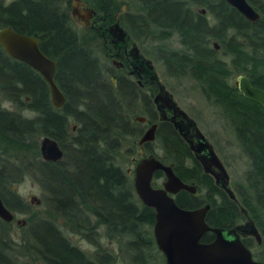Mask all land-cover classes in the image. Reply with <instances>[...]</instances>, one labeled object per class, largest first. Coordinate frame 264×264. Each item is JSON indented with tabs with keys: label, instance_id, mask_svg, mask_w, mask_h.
<instances>
[{
	"label": "trees",
	"instance_id": "16d2710c",
	"mask_svg": "<svg viewBox=\"0 0 264 264\" xmlns=\"http://www.w3.org/2000/svg\"><path fill=\"white\" fill-rule=\"evenodd\" d=\"M84 1L100 15H106L105 21L109 23L113 13L126 4L127 10L120 14V20L135 37L142 34L164 41L171 34L177 35L180 47L166 49L167 44L155 45L156 58L164 63L169 74L187 75L195 80L203 96L207 100L212 98L222 112L228 113L230 128L246 157L244 181L234 186L238 203L202 173L187 144L170 124H159L152 145L164 150L162 159L173 163L180 177L198 185L200 195L189 194L184 200L177 199V203L190 209L209 203L206 222L210 226L232 227L246 217L251 218L260 232L261 245L248 239L243 241L252 248L254 257L264 262V110L261 109V116L256 109L257 115H252L256 103L226 84L225 77L230 72L223 69L220 53L208 42L210 38L220 42L222 51L232 56L236 65L237 59L252 61L256 52L253 27L242 25L239 29L246 44H224V37L211 31L205 19L194 11V7L214 10V1L220 7L227 6L222 0ZM69 3L0 0V28L10 26L17 32L36 36L41 51L56 61V80L67 95L63 109L51 107L42 77L23 62L7 56L0 47V193L7 208L26 214L28 222L14 239L8 232L10 222L0 219V264H114L116 256L102 252V236L117 243L120 253L130 259L129 264H147L146 253L151 257V251L156 250L151 230L154 210L137 198L132 175L120 158L138 151L137 140L143 129L134 117L143 113L154 120L151 95L147 100L137 97L136 88L122 79L113 92L97 87L95 71L99 67L86 43L72 29ZM218 29L224 31V27ZM66 73L74 82L68 89L62 78ZM150 89L153 92L154 85ZM69 91L85 102L82 108H71L74 100ZM5 102L15 109L4 107ZM25 111L33 116H25ZM62 111L68 112L69 120L62 117ZM71 123H77L74 133L70 131ZM43 136L58 142L63 150L61 160L48 163L40 159L37 139ZM127 142L131 143L129 147L125 146ZM184 159L196 167L195 173L184 166ZM28 174L35 177L43 192L44 217H34L30 204L10 190L12 183ZM65 231L87 239L94 247L92 255L72 244ZM212 238L211 233H206L202 241Z\"/></svg>",
	"mask_w": 264,
	"mask_h": 264
},
{
	"label": "water",
	"instance_id": "95a60500",
	"mask_svg": "<svg viewBox=\"0 0 264 264\" xmlns=\"http://www.w3.org/2000/svg\"><path fill=\"white\" fill-rule=\"evenodd\" d=\"M226 1L250 20L256 19V13L245 0ZM85 11L88 12V16L91 15L92 11ZM114 29V32L118 31L117 38L123 39V30L118 23L114 24ZM0 47L7 56L23 62L37 72L48 85L53 106L55 108L63 106L65 97L54 78L56 61L41 51L36 36L23 34L6 26L0 28ZM133 50L136 51V46ZM238 85L246 98L259 102L264 107V90L251 86L245 77L240 78ZM159 100L162 103L157 106L160 120L166 119L162 106L173 111L169 119L175 131L199 160L204 172L210 173L215 178L216 184L230 198L235 199L229 187L226 168L195 121L176 105L171 95L165 93L161 98L157 95L154 102L158 103ZM177 116H181L182 119L176 121ZM137 120L145 121L143 117H137ZM155 128L156 124L150 126L141 136L138 144L154 140ZM39 150L44 161L56 162L63 157V151L57 141L48 136L40 139ZM158 170L165 174L166 180L162 187H153L152 177ZM133 187L141 203L154 210L153 236L157 248L164 255L166 264H264L253 258L251 250L244 245L240 237V235H250L260 243V233L252 219L229 229L210 227L205 221L208 205L197 209H184L176 204L173 194L182 189L194 192L195 187L183 183L174 173L172 165H165L152 156L142 158L134 167ZM0 219L5 222L14 219L1 194ZM16 222L20 225L25 224L24 219H17ZM208 231L214 233V239L210 242H202V236Z\"/></svg>",
	"mask_w": 264,
	"mask_h": 264
},
{
	"label": "flooded vegetation",
	"instance_id": "af4514ba",
	"mask_svg": "<svg viewBox=\"0 0 264 264\" xmlns=\"http://www.w3.org/2000/svg\"><path fill=\"white\" fill-rule=\"evenodd\" d=\"M222 1L227 6H224V7L221 6L220 7V4L217 3L216 1H214L211 3V6H212L211 8H213L214 10H212L208 7L207 8L194 7V11L196 12V15L203 17L205 19V21H206L208 27L211 29V31L214 30L216 33H219L220 35H222L224 37V40H223L224 44H228V45L246 44V39L240 37V35L242 36V33L240 32L239 29H240V27H242V25H246L248 27L249 26L253 27L254 37H255L254 43L256 46V52L251 56L253 58L252 61H248V60L245 61V60H238L237 59V62L239 63V65H236L233 62L234 61L233 57L230 56L228 53H224L222 51L220 42H218L217 40H214L213 38H210L208 40V42L215 49V51L220 53L219 62H221V66L223 67V69H226L227 71L230 72V75L225 77L227 79L226 84L235 87L237 89L238 93H240L245 99L256 103L254 105V107L256 106V108L252 109L251 114L252 115L258 114L259 116H261L260 111H261V109L264 110V107L259 102H256V101H253L251 99L246 98L242 94V92L240 91L238 82H239L241 77H245L251 86L264 90V52H262V43L264 42V0H245L257 15V17L254 21H252L249 18H247L246 16H244L236 7L231 5L228 1H226V0H222ZM69 6H70L69 12L71 14L70 19H71L72 29L75 31V33L78 34V36H79L78 39L81 40L82 42L86 43V46H88V48L90 49V51L92 52V55L94 56V58L96 60V67L97 68L99 67L95 71L97 87L100 86L104 89H109L110 92L111 91L113 92L117 86V81L119 79H122V80L127 81V83H131L136 88V90L138 92L136 94L137 97H140L141 99L145 98L147 100L149 98V96L151 95L153 112L155 115L154 120H152V121L149 120L148 117L143 113L138 114L134 117V121L136 123H138L139 125H141V128L143 129L140 137L137 140V143H138L139 139L141 138V136L144 134V132L153 124H156L155 135H156V131H157L160 123H168L173 127V123L169 119L173 115V111L162 106V110L165 111L166 119L160 120V111L158 110L157 106H158V104L161 105L162 103L160 100L158 103L154 102V99L157 95H160V98H161V97H163V95L165 93H167L171 96H172V94L170 92H168L165 89L164 85L159 81L158 76L155 73L154 65H153L152 61L150 59L146 58V56L139 50L138 45L139 44L142 45L143 43H146L148 41L154 42L156 45L168 44L173 39H175L179 43V39H178L177 35L171 34L169 36L168 40H164V41L152 40L151 38H149L147 36L144 37L142 34L138 37L133 36L122 25L121 20H120V14L127 10L126 5L120 6V11L113 13V16H112L113 19H112V22H110V23L105 21L106 15H100L96 10H94L93 8L88 6L84 0H77V1L73 0V2L70 3ZM85 10L92 11L91 15L88 16V12H86ZM220 21L222 22V24ZM76 22H78L81 25L82 31H77L75 29L74 24ZM116 23H118V25L123 30V37H124L123 39L119 40L116 36V34H118V31L114 32L115 31L114 24H116ZM228 24L230 25V27ZM220 27H222V29L224 27V31L219 30L218 28H220ZM95 46H96V49H97V46L102 47V49L99 50L102 54L101 57H99L97 55V54H99L98 50L96 52L94 51ZM134 46H136V51L133 50ZM159 61H161V60H159ZM161 63L164 66V63L162 61H161ZM150 66H151V68H150ZM240 68L251 69L252 71H249L246 73L244 71H240ZM164 69L168 75H171V74H169V72H167L165 66H164ZM66 74L67 75H65L64 77L62 76V78L64 80V81L63 80L62 81H63L64 86L68 89L69 88L68 85L69 84L73 85L74 82L71 79H69L68 73H66ZM171 76L180 77V78L181 77H189L187 75L186 76H184V75H182V76L171 75ZM54 78H55L56 84L58 85L57 80H56V76H54ZM153 85H154V91L151 92L150 86H153ZM198 86L200 88L199 84H198ZM47 87H48V85H47ZM58 87L60 88L61 92L63 93V95L65 97V102H64L63 106L60 108H55L53 106V104L51 103L50 95H49V101H50L51 107H53L56 110H61L65 106V103L67 100V95L65 94L64 90L59 85H58ZM200 91H201V88H200ZM72 92L73 91H69L70 98L72 100H74L73 102H71L72 103L71 108H75V109L76 108L77 109L82 108L84 106L85 102L80 97H78V96L76 97L75 95H73ZM201 93H202V91H201ZM48 94H49V88H48ZM79 95H81V94L79 93ZM172 99H173V96H172ZM173 101H174V99H173ZM207 101L210 103V105L216 106L213 103L212 98L207 100ZM176 105L179 106L177 103H176ZM143 107L144 106L142 105V108ZM216 107H218V106H216ZM248 107H251V106L249 105ZM219 109L222 113L224 120H226V122L229 124L230 121H229L228 113L222 112L221 108H219ZM255 109H256L257 114L255 112ZM249 113H247V115L250 116ZM61 115H62V117L69 120L68 112L62 111ZM137 117H143L145 119V121H143V122L139 121V120H137ZM188 117L195 121V119L192 118L191 116L188 115ZM175 119H176V121H179L182 119V117L177 116ZM195 123H196V121H195ZM76 129H77V123H71V127H70L71 133H74L76 131ZM173 129H174V127H173ZM51 139H53V138H51ZM206 139L208 140L207 137H206ZM154 140H155V137H154ZM154 140L144 142L141 145L138 144L139 149H138L136 155L138 156L139 159L136 157L132 158L131 162L133 163V167L127 168L126 171L129 175H132V183H133L134 167L142 158L152 156V157L160 160L165 165H172V169H173L174 173L178 176V178L183 183L195 187L194 192H190L188 190L182 189V190H179L177 193L172 195L176 204L179 207H181L177 203V199L180 198V199L184 200V197L189 195V194L200 195V193L198 192V185L194 181L186 180V179H183L182 177H180L175 171L174 164L169 162V161H166V159L165 160L162 159L165 157L164 150L161 149L162 153L157 154V152H155L152 149V142H154ZM208 142H210V141L208 140ZM211 145H212V143H211ZM213 149H214V147H213ZM39 152H40V150H39ZM191 153H192L194 159L196 160V162L199 164L202 173L210 176L211 179L213 180V183L215 184V186H217L218 188L223 190L218 184H216L215 178L210 173L204 172L202 165L199 162V160L195 157V155L192 151H191ZM40 159L42 160L41 154H40ZM219 159H220V157H219ZM46 162L55 163L52 161H46ZM221 162H222V160H221ZM183 163L185 164L184 166H188V169L191 172L195 173L196 167L191 166L190 160L184 159ZM222 164H223V162H222ZM156 173H160V176L156 177L155 176ZM196 176H197V174H196ZM165 180H166L165 174L161 170H158V171L154 172L151 183H152L153 187H162ZM229 187L233 191V193L235 195V199L230 198L228 196V194L224 190L223 191L226 193V195L228 196L229 199L238 203V199L236 198V194L234 192V187L232 188L230 186V179H229ZM30 203H32V201H30ZM205 205L209 206V208H208V210H209L210 209L209 203H204L202 206L197 207V208L204 207ZM181 208H184V207H181ZM197 208H191V209H197ZM184 209H190V208H184ZM208 210L206 212V215L208 213ZM241 211L245 212L243 208H241ZM12 213H13V215L15 214L14 212H12ZM206 215H205V221H206ZM249 219H251V218L246 217L244 220H242L238 224H242ZM154 222H155V217H154ZM238 224H236V225H238ZM236 225H234L232 227H221V228L229 229V228H234ZM208 226H210V225L208 224ZM210 227H218V226H210ZM151 230H152V236H153V225H152ZM258 232H259V230H258ZM206 233H211L213 235V238L209 241H206V242L212 241L214 239V233H212L211 231H208ZM203 236H202V238H203ZM240 237H241L243 243H244V241H243L244 239H248V240H252L257 245H261V241H260V243L257 242L256 238L253 236H250V235L241 236L240 235ZM260 237H261V235H260ZM153 240H154V236H153ZM201 241H202V239H201ZM202 242H204V241H202ZM154 243H155V240H154ZM244 245H245V243H244ZM155 247H156L157 252L161 254L162 264H166L164 255L157 248L156 243H155ZM246 247H248V246H246ZM249 249L252 252L253 258L255 260H258L254 257L252 248H249ZM258 261H260V260H258Z\"/></svg>",
	"mask_w": 264,
	"mask_h": 264
},
{
	"label": "rangeland",
	"instance_id": "374dc122",
	"mask_svg": "<svg viewBox=\"0 0 264 264\" xmlns=\"http://www.w3.org/2000/svg\"><path fill=\"white\" fill-rule=\"evenodd\" d=\"M6 2L9 0H5ZM70 3L73 0H64ZM69 3V4H70ZM124 6L126 4H123ZM121 5V6H123ZM77 31H82L81 25L76 22L74 24ZM154 42H146L142 45H138L139 50L150 59L154 65L155 73L158 76L159 81L164 85L165 89L170 92L173 96L174 101L183 109L189 116L195 119L198 128L203 132V134L212 143L216 153L222 160L230 179V186L233 188L238 183H242L245 177L246 171V157L241 151L235 136L230 128V125L224 120L220 109L216 106L210 105V103L204 98L200 91L198 84L189 77H173L168 75L162 65L161 61L156 58ZM179 43L173 39L171 40L165 48H179ZM94 51H99L102 49L101 46L94 47ZM97 54L99 57L102 56L101 52ZM4 107L15 109L13 104L8 102L3 103ZM25 116L31 117L33 113L30 111H25L23 113ZM41 138H38V145ZM131 143L127 142L125 146H130ZM137 148L139 149L138 143ZM152 149L161 154L162 150L157 149L156 145H152ZM138 158L137 155L124 154L121 160H124V168L133 167L132 158ZM139 159V158H138ZM132 178V176H131ZM10 190L19 195L26 203L30 204L29 210L34 217H44L46 214L45 206L43 203V192L40 185L37 183L35 177L30 174L22 176L21 181L17 183H12L10 185ZM7 191V188H6ZM39 200L37 203L36 200ZM32 201V203H30ZM13 221L8 225V232L10 237L17 239L22 233L23 229L28 225L26 214H14ZM17 219H24L25 224H17ZM64 234L69 238L72 244L78 246L81 250L85 251L87 254L92 255L94 252V247L87 241V239L81 237L80 235L73 234L71 232L65 231ZM99 244L102 247V252L110 253L116 256V261L114 264H129L130 259H127L120 253L119 247L115 241L109 240L106 237H101ZM152 256L150 257L148 253L145 255V261L147 264H162L161 254L157 250L153 249ZM22 261H26L25 258H21ZM21 261V262H22ZM22 262V263H24Z\"/></svg>",
	"mask_w": 264,
	"mask_h": 264
}]
</instances>
